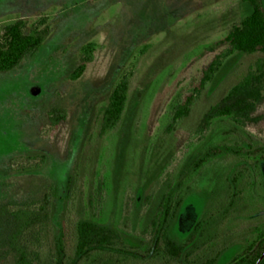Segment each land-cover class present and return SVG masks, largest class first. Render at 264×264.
Masks as SVG:
<instances>
[{
    "label": "rangeland",
    "instance_id": "1",
    "mask_svg": "<svg viewBox=\"0 0 264 264\" xmlns=\"http://www.w3.org/2000/svg\"><path fill=\"white\" fill-rule=\"evenodd\" d=\"M250 9L244 0H0V27L22 20L24 32L48 29L36 50L0 73V204L56 188L55 231L91 219L145 253L161 198L173 188L171 237L185 242L201 220L196 241H208L206 254L222 247L213 264H237L264 235V99L256 121L220 116L203 130L199 123L262 56L221 55L228 29ZM88 42L93 59L72 80ZM205 72L188 115L170 127L174 107ZM122 75L125 108L102 134L101 109ZM40 155L39 167L21 169ZM8 227L0 215V264H11L1 259Z\"/></svg>",
    "mask_w": 264,
    "mask_h": 264
},
{
    "label": "trees",
    "instance_id": "2",
    "mask_svg": "<svg viewBox=\"0 0 264 264\" xmlns=\"http://www.w3.org/2000/svg\"><path fill=\"white\" fill-rule=\"evenodd\" d=\"M244 1L249 3L250 12L228 29L223 39L226 48L221 55L227 57L232 53L259 52L262 56L253 71L247 72L218 103L209 107L200 120L199 130L207 128L214 118L220 116H229L239 125L258 119L254 113L264 99V0ZM47 33L46 26L24 32L22 20L2 25L0 73L10 71L26 54L36 50ZM94 50L93 42L81 47L80 63L70 74V79L74 80L82 75L93 59ZM208 70L211 72L212 68L209 67ZM208 78L209 75L205 72L194 84L192 91L174 107L170 127L188 115ZM128 91L129 78L122 75L112 87L101 109L102 134L112 129L121 119ZM54 113L56 120L63 118L62 112ZM224 149L229 150L227 146ZM218 151L220 150L215 147L205 152L194 165L199 166L211 153ZM30 159L33 158L26 157V160ZM37 159V162L26 164L21 169L39 167L45 157L40 155ZM175 194V190L169 188L161 198L159 213L151 222V244L145 253L126 244L115 230L91 219H79L68 230L61 225L55 231L50 218V197L57 198L56 188H52L50 194H44L39 200L0 204V215L6 216L9 223L3 243L6 255L1 259L7 257L11 264H213L215 255L222 247L206 254L208 241H196L201 220L196 223L185 242H178L171 237L169 226L178 206V202L174 201ZM261 237L258 242L247 246L240 255L233 258V263L255 264L264 252V235ZM259 264H264V259Z\"/></svg>",
    "mask_w": 264,
    "mask_h": 264
},
{
    "label": "water",
    "instance_id": "3",
    "mask_svg": "<svg viewBox=\"0 0 264 264\" xmlns=\"http://www.w3.org/2000/svg\"><path fill=\"white\" fill-rule=\"evenodd\" d=\"M263 255H264V252H263V254L260 256V258H261ZM260 258L257 260V262L260 260Z\"/></svg>",
    "mask_w": 264,
    "mask_h": 264
},
{
    "label": "flooded vegetation",
    "instance_id": "4",
    "mask_svg": "<svg viewBox=\"0 0 264 264\" xmlns=\"http://www.w3.org/2000/svg\"><path fill=\"white\" fill-rule=\"evenodd\" d=\"M259 259V258H258Z\"/></svg>",
    "mask_w": 264,
    "mask_h": 264
}]
</instances>
